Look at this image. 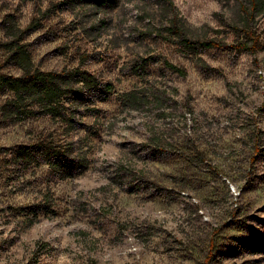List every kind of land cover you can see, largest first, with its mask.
Returning a JSON list of instances; mask_svg holds the SVG:
<instances>
[{
    "label": "rangeland",
    "instance_id": "obj_1",
    "mask_svg": "<svg viewBox=\"0 0 264 264\" xmlns=\"http://www.w3.org/2000/svg\"><path fill=\"white\" fill-rule=\"evenodd\" d=\"M65 1L0 0V42L6 18L23 29L50 7L26 39L35 67L80 66L112 90L90 94L69 132L46 116L0 123V264H264V17L250 24L263 49L238 52L233 0H172L196 36L226 46L191 55L158 37L162 1ZM46 134L74 140L88 169L60 180L20 165L16 149Z\"/></svg>",
    "mask_w": 264,
    "mask_h": 264
},
{
    "label": "trees",
    "instance_id": "obj_2",
    "mask_svg": "<svg viewBox=\"0 0 264 264\" xmlns=\"http://www.w3.org/2000/svg\"><path fill=\"white\" fill-rule=\"evenodd\" d=\"M117 0H66L65 3L76 6L79 4H95L99 7H112ZM162 1L166 6L168 18L166 26L158 32V37L167 42L177 44L184 53L197 55L202 51L223 49L225 44L213 39H203L178 18L172 0ZM245 24L244 40L233 45L238 52L255 54L263 49V44L250 26L258 16L264 17V0H233ZM52 8L38 10L27 26L16 27L6 18L2 25L4 41L0 42V50L4 57L0 62V97L5 99L0 105V123L12 124L30 117H51L65 124L69 132L76 128V115L79 108L88 103L90 94L99 88L110 93L112 84L101 82L95 75L80 66L61 70H40L33 62L31 43L26 39L40 30L45 21L53 14ZM163 32L166 35H163ZM85 57L81 56V63ZM163 65L180 77L186 76L185 69L167 60ZM12 67L19 70L18 76L8 75L3 69ZM143 69L139 66L137 70ZM125 105L134 107L138 99L132 93L124 94ZM259 132H257L258 134ZM68 137V136H67ZM67 137L42 135L29 146H21L15 154L21 159L20 165L28 167L32 164L47 165L53 175L60 180L73 177L88 169L85 155L75 148V142ZM259 136L257 135V138ZM158 145V143H154ZM150 146V145H149ZM151 147V146H150ZM256 151L260 147L255 146ZM164 153L165 150H159Z\"/></svg>",
    "mask_w": 264,
    "mask_h": 264
}]
</instances>
